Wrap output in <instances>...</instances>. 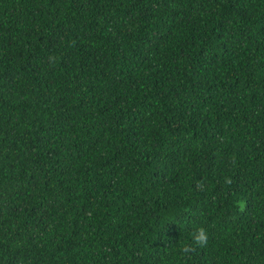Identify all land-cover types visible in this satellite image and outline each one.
I'll list each match as a JSON object with an SVG mask.
<instances>
[{"label": "trees", "instance_id": "trees-1", "mask_svg": "<svg viewBox=\"0 0 264 264\" xmlns=\"http://www.w3.org/2000/svg\"><path fill=\"white\" fill-rule=\"evenodd\" d=\"M0 264H264V0H0Z\"/></svg>", "mask_w": 264, "mask_h": 264}, {"label": "clouds", "instance_id": "clouds-1", "mask_svg": "<svg viewBox=\"0 0 264 264\" xmlns=\"http://www.w3.org/2000/svg\"><path fill=\"white\" fill-rule=\"evenodd\" d=\"M226 182L230 183L231 181L227 180ZM196 187L203 190L205 185L202 181H198ZM191 237V243H183L181 245L180 251L184 256H189L195 251L196 247H206L209 240V233L205 227L200 226L191 233Z\"/></svg>", "mask_w": 264, "mask_h": 264}]
</instances>
